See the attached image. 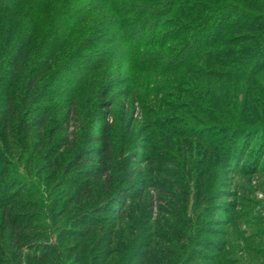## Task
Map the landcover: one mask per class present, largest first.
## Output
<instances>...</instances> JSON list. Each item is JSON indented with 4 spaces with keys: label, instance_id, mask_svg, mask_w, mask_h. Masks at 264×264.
Masks as SVG:
<instances>
[{
    "label": "trees",
    "instance_id": "trees-1",
    "mask_svg": "<svg viewBox=\"0 0 264 264\" xmlns=\"http://www.w3.org/2000/svg\"><path fill=\"white\" fill-rule=\"evenodd\" d=\"M125 68L128 82L111 78ZM124 85L145 109L148 148L131 120L111 124L108 95ZM73 122L86 125L80 141L66 136ZM261 144L264 0H0V264H220L198 239L221 235L197 226L194 205L226 198L218 162L260 171ZM82 163L92 171L68 180ZM65 185L90 204L60 221L64 194L49 203ZM229 219L217 227L252 237Z\"/></svg>",
    "mask_w": 264,
    "mask_h": 264
},
{
    "label": "rangeland",
    "instance_id": "rangeland-1",
    "mask_svg": "<svg viewBox=\"0 0 264 264\" xmlns=\"http://www.w3.org/2000/svg\"><path fill=\"white\" fill-rule=\"evenodd\" d=\"M129 70V69H128ZM112 79H121L118 80L123 82H128L130 79V74L127 72V68L124 69L123 74H119L117 70L112 71ZM147 76V75H145ZM145 83V77H143V80ZM121 87V86H120ZM117 87V88H120ZM125 85L114 91V93H111L108 95V98L116 102V106L114 107L116 117L113 118L114 120L111 122L113 126L121 125L123 126V131L125 130L126 123L128 120H131L133 123V137L132 140L137 139V145H140V148H145L150 146L149 139L151 138L150 133L147 131V126L149 123H147L146 113L145 109L141 108V105L135 104L132 101L128 102L126 99L125 91L123 95H120V91L124 90ZM122 92V91H121ZM114 94V95H112ZM128 112V116L125 117V112ZM63 114V112L60 113V115ZM85 119V118H84ZM97 122L94 121L93 125L88 124L87 130L92 128L96 130L98 129L99 124H96ZM86 125L80 124L77 125L75 122L69 123L67 126L68 132L66 133V136L68 137L69 141H80L84 135ZM115 128V127H114ZM125 134V133H124ZM143 136L141 139L140 136ZM119 136L117 135V138ZM74 140H71L73 139ZM116 138V139H117ZM78 139V140H77ZM83 145V146H87ZM89 146V145H88ZM87 146V148H88ZM94 146V144H93ZM92 146V147H93ZM154 146V145H153ZM29 147V145H28ZM95 147V146H94ZM86 148V147H84ZM135 153V150L129 155L127 164L130 165V167H133V160L132 155ZM264 155V148L262 147V144L260 146V150L255 149L254 158L261 159ZM134 156V155H133ZM136 156H139L142 160H145V157L153 156L152 152H149L145 149L143 151L137 150ZM32 158L36 161L38 160V156ZM93 157H90L92 159ZM69 160V159H68ZM120 162V161H119ZM262 167L260 168V171L257 173L248 174L247 172L239 173L237 172V168H234V164L231 162H218L217 166L213 165V173L211 175V181L213 186H216L220 181L226 180L228 182V186L230 189H225L226 198H223L221 200L218 199H212L204 203H194V209L197 214H199L200 218V224L197 226L199 227H205L208 229H211L214 232H217V237H207L203 236L199 233V239L204 244L214 245L216 249L221 250V253H217L218 257V263L220 264H264V158L261 159ZM51 163L43 162L41 161V171L38 175V177L42 178L43 180H46L49 176H51V172L49 170H45L46 166H48ZM88 164V163H87ZM85 163L81 164V169L77 172L70 174L68 176V180L70 178H78L82 173L85 172H91L92 167L90 165H87ZM137 167L143 168L142 165L137 164ZM170 168V167H169ZM232 169V170H231ZM35 171V169H34ZM36 172V171H35ZM222 173V174H221ZM227 177L225 179H222L221 177L226 175ZM145 176V174L143 175ZM149 176V175H147ZM146 176V177H147ZM66 177V176H65ZM64 177V178H65ZM152 177H150L151 179ZM85 177H82V180H84ZM233 181V184L236 185V188L233 187V185H230ZM92 185L95 186L94 188V194L100 193L101 189L97 186V182H93V179L88 180ZM51 187L54 185L57 187L59 186V183L57 182H51ZM67 190V185L63 186L61 190ZM59 191L56 193L55 197L50 201L49 207L53 206L54 200H56L57 196L63 195L62 201H60L57 205V217L60 218V221L63 220L66 216L74 215L81 212H84L83 210H86V207L90 204L83 202L79 203V199L76 200L77 195H74L75 193H78L77 190H67L66 192ZM151 195L154 198H158L160 195L155 190H150ZM36 199V198H35ZM35 199H27V202L34 203L36 202ZM163 200H166L165 197H163ZM35 204V203H34ZM198 206H201L198 208ZM162 205L158 202V207L154 210V216L159 215L161 211ZM209 211V212H207ZM29 213H33L34 211L30 210ZM203 212V215L200 213ZM229 213V214H228ZM42 214V213H41ZM237 216L240 218V222L237 226H239V229L241 230V235H247L249 238L252 236V241H244L241 239V237L237 236L235 232L231 231L229 229L228 231L224 227V225L217 227L219 222H223L225 224L228 222L229 217ZM62 218V219H61ZM165 220H168L166 217ZM230 220V219H229ZM225 221V222H224ZM222 224V223H221ZM225 232H228L229 238H227L225 235H223ZM237 232V231H236ZM202 238V239H201ZM223 243H227V246L225 249L221 247ZM220 245V247H219ZM204 252L208 255H214L212 252H205L204 249H200V252ZM229 262V263H228ZM203 264H207L204 262Z\"/></svg>",
    "mask_w": 264,
    "mask_h": 264
}]
</instances>
